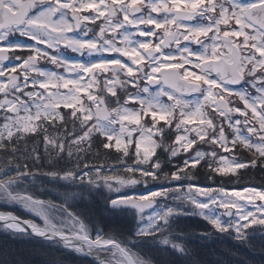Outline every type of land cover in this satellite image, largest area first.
<instances>
[{
  "label": "snow or ice",
  "instance_id": "snow-or-ice-1",
  "mask_svg": "<svg viewBox=\"0 0 264 264\" xmlns=\"http://www.w3.org/2000/svg\"><path fill=\"white\" fill-rule=\"evenodd\" d=\"M61 46L78 56H65ZM40 58L63 73L39 67ZM0 78V203L19 204L43 221L0 211V230L88 255L95 264H152L113 234L92 236L80 214L69 211L67 196L54 204L20 190L43 176L88 192L143 184L146 191L107 204L134 210L135 237L151 238L178 258L191 253L173 238L177 216L199 217L253 247L259 233L264 248V179L242 189L183 183L205 164L210 181L212 173L238 182L248 170L264 172V0H0ZM62 107L72 109L73 130L57 111ZM30 134L37 137L31 148ZM97 136L100 147L119 154L112 164L99 148L93 161L86 158ZM181 153L182 164H173ZM165 154L174 171L163 170ZM153 182L159 187L150 188ZM52 210L64 213L60 226Z\"/></svg>",
  "mask_w": 264,
  "mask_h": 264
},
{
  "label": "trees",
  "instance_id": "trees-1",
  "mask_svg": "<svg viewBox=\"0 0 264 264\" xmlns=\"http://www.w3.org/2000/svg\"><path fill=\"white\" fill-rule=\"evenodd\" d=\"M57 111L61 112L66 117L67 130H73V119L69 113L72 109L60 108ZM79 115V114H78ZM39 123V122H38ZM46 123V122H45ZM58 122L57 129L63 132L65 129L60 127ZM49 131H53L49 125ZM75 131L80 132L79 121L75 122ZM28 147L31 148L32 143L37 140L35 134H30L26 137ZM39 140L41 142L40 151L43 156V134L41 133ZM95 143L91 152L86 153V158L89 161L95 159L97 148L101 153L107 152L106 159L109 164H112L118 153L115 149L105 150L99 145L100 138L94 137ZM25 141H21L23 146ZM87 147V145H85ZM204 149V148H203ZM202 149V150H203ZM130 150L134 153L135 147L130 146ZM243 156L248 155L246 151L241 149ZM105 158V157H102ZM164 162L163 170L174 171L170 164L167 163V157H161ZM155 159V157H154ZM183 160L179 157L172 158L173 164H181ZM205 164V162H201ZM48 167V165H42ZM195 173L196 178L205 182L207 185L214 187L218 180L222 181L223 177L212 173L213 180H208L210 174L207 165L200 167ZM243 172L244 170H240ZM126 175V174H125ZM233 180L236 176H227L226 178ZM264 179V172L257 170H248L247 175H242L239 178L242 189L249 181H255L254 184L261 186V181ZM226 183L225 181H223ZM237 182V181H236ZM27 191L38 196L43 200H51L54 204H60L62 198L68 197L69 211L79 213L90 226L91 235L95 236L96 230H102L104 233H110L122 241H124L131 252L135 251L141 258L150 260L152 264H160L162 259H169L172 264H264V248H262L260 234H256L253 240L255 247L249 244H242L228 234L216 233L210 225L204 220L196 216H177L171 222V232L173 238L182 240L187 246L191 255L186 258H178L177 254L171 249L165 252L161 249L158 242H153L151 238H136L135 233L139 227V220L134 211L124 209V211H116L110 208L107 200L94 193L88 192L83 186L69 185L58 180H50L47 177L38 176L35 183L21 185ZM159 187L156 183H150L149 187ZM151 188V187H150ZM145 189L140 187L134 193H142ZM170 203V201H169ZM256 203H260L259 200ZM178 206V205H177ZM183 233V236L180 234ZM200 233H208L207 236H201ZM0 264H95L94 261L86 258L83 255H77L74 252L66 250L62 247L46 244L43 241L33 238L29 235H10L7 232L0 230Z\"/></svg>",
  "mask_w": 264,
  "mask_h": 264
},
{
  "label": "rangeland",
  "instance_id": "rangeland-1",
  "mask_svg": "<svg viewBox=\"0 0 264 264\" xmlns=\"http://www.w3.org/2000/svg\"><path fill=\"white\" fill-rule=\"evenodd\" d=\"M4 78H0V80H2ZM55 91V89H53ZM62 91V89L60 90ZM163 99V98H162ZM164 100V99H163ZM165 102L170 103L169 101H167V99L164 100ZM137 107V106H135ZM209 112H211V109H208ZM148 123L149 125L152 123L151 118L150 117H145L144 121ZM163 122H161L162 124ZM129 127H135L134 125H130ZM188 127H197V125H190ZM134 135H137L136 133H134ZM154 139H159L158 137H153ZM134 146V145H132ZM201 147V149L203 150H207L208 146L207 145H199ZM158 151H162L160 149H158ZM217 151L219 152L220 150L217 149ZM186 154L181 153L180 155H178L177 157L181 158L182 160L184 159ZM227 155V154H225ZM245 157H248V155H246ZM175 158V157H174ZM182 164V163H181ZM206 165V164H205ZM177 182H173V184H176ZM183 183L187 184V183H192L194 185H207L205 182H201V180L199 179H194L192 181H184ZM142 184H138L136 185L134 188H129V189H123L120 193H108L106 191H104L103 189H99L97 191H95L94 193L100 195L103 200H107V199H113L116 198L117 196H121L126 194L127 192H130V190H136L139 188V186H141ZM218 186V185H216ZM144 187V186H141ZM151 188L153 186H150ZM20 190L24 191L27 190L24 186H20ZM108 201V200H107ZM179 207V205H178ZM124 209L129 210V208L124 207V208H120V209H114L116 211H124ZM0 211H6V212H12L13 214L17 215L21 220H25V219H30L33 220L35 223L40 224L41 226L43 225V221L40 220L39 217L33 215L32 213H30L29 211H27L25 208H23L21 205L19 204H5V203H0ZM131 211V210H130ZM134 211V210H133ZM135 213V212H134ZM64 216V213H58L56 210H52V218H53V223H55L57 226H60L61 222H62V217ZM138 218V217H137ZM159 244V243H158ZM132 253H135L136 255H138V252L133 251ZM140 257V256H139Z\"/></svg>",
  "mask_w": 264,
  "mask_h": 264
},
{
  "label": "flooded vegetation",
  "instance_id": "flooded-vegetation-1",
  "mask_svg": "<svg viewBox=\"0 0 264 264\" xmlns=\"http://www.w3.org/2000/svg\"><path fill=\"white\" fill-rule=\"evenodd\" d=\"M126 2H127V0H126ZM82 15H91V14H93V13H81ZM155 15V14H154ZM69 19H71V14H69V17H68ZM101 23V21L100 20H97V22H96V24L97 25H99ZM230 24H231V26L233 27V28H235L236 27V25L234 24V22H232V21H230ZM90 27H95L94 25H90ZM222 27H224L223 25H222ZM98 30V29H97ZM163 34V30H160V35H162ZM17 38H19L18 37V34H17ZM20 39H23V38H20ZM232 39H236V38H232ZM241 41L243 40V37H240L239 38ZM41 47H43V45H41ZM192 47L193 48H195L196 47V45H192ZM48 51L50 52V53H52V50L51 49H48ZM60 51H61V53H63L65 56H67V57H69V58H75V57H77L78 56V54L77 53H73L70 49H64L62 46H61V48H60ZM24 55H27L28 53L27 52H24L23 53ZM53 55H55V53H52ZM122 59H125V58H122ZM5 63H7V61L5 62ZM38 66L39 67H41V68H47V69H50V70H52V71H56V72H59V73H63V68L62 67H56L55 65H53V64H51L50 62H48L47 61V59L46 58H40L39 60H38ZM133 67H135V66H133ZM13 75H15V74H13ZM33 75H35V74H33ZM123 78V77H122ZM143 83V82H142ZM150 87H152L153 89H155L156 87H158V85H151ZM127 90H130V91H136L135 89H131V87L130 86H127ZM91 91V90H90ZM122 96L124 95V93L123 92H121L120 93ZM164 100L165 99H167V97H162ZM188 99H191V97H187ZM83 99H87L86 98V96L85 97H83ZM111 99V98H110ZM232 99V101H233V103H236V104H239V101H238V98H236V97H232L231 98ZM135 106H137L138 107V105H132V104H130L129 105V107H135ZM241 108L243 107V105L242 104H240L239 105ZM94 110V109H93Z\"/></svg>",
  "mask_w": 264,
  "mask_h": 264
},
{
  "label": "water",
  "instance_id": "water-1",
  "mask_svg": "<svg viewBox=\"0 0 264 264\" xmlns=\"http://www.w3.org/2000/svg\"><path fill=\"white\" fill-rule=\"evenodd\" d=\"M85 256L88 257V258H90V259H92V260H94L93 258L89 257L88 255H85Z\"/></svg>",
  "mask_w": 264,
  "mask_h": 264
}]
</instances>
